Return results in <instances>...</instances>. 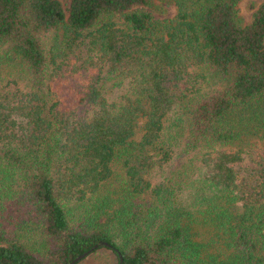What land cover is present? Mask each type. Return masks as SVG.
<instances>
[{
	"label": "trees",
	"instance_id": "16d2710c",
	"mask_svg": "<svg viewBox=\"0 0 264 264\" xmlns=\"http://www.w3.org/2000/svg\"><path fill=\"white\" fill-rule=\"evenodd\" d=\"M240 1L0 0V264H264V3Z\"/></svg>",
	"mask_w": 264,
	"mask_h": 264
},
{
	"label": "rangeland",
	"instance_id": "374dc122",
	"mask_svg": "<svg viewBox=\"0 0 264 264\" xmlns=\"http://www.w3.org/2000/svg\"><path fill=\"white\" fill-rule=\"evenodd\" d=\"M59 1L63 4L65 9H68L71 0H59ZM262 3H264V0H241L240 1L239 6H238L239 7V14H240V17L242 18V20L245 24H249L252 21V18H253L255 11L258 9V7ZM162 6L164 7V11H163V13H160L161 10L156 12L155 16L157 18L163 20L166 18H172L176 15V8L174 6H168V7H166L164 5H162ZM5 70L2 71V74L9 75L8 71H5ZM15 79H17V78L15 77ZM213 83H215V84L212 85V87H219V85H220V83L216 79L213 80ZM125 90H126V87L122 90H117L116 95H119L122 92L124 93ZM262 141H264V140H262ZM259 143H264V142H259ZM97 261H95L94 264H96ZM84 264H93V263L91 261L90 262L88 261Z\"/></svg>",
	"mask_w": 264,
	"mask_h": 264
},
{
	"label": "water",
	"instance_id": "95a60500",
	"mask_svg": "<svg viewBox=\"0 0 264 264\" xmlns=\"http://www.w3.org/2000/svg\"><path fill=\"white\" fill-rule=\"evenodd\" d=\"M103 245H107V244L106 243H100V244H98L93 249H91L89 252L84 253L83 255L77 257L70 264H77V263L81 262L82 260L86 259L89 255H91L95 249H97L99 246H103ZM121 263H122V259H121Z\"/></svg>",
	"mask_w": 264,
	"mask_h": 264
}]
</instances>
